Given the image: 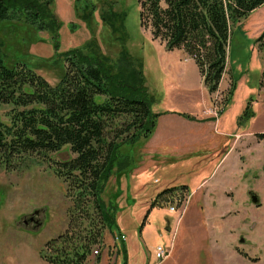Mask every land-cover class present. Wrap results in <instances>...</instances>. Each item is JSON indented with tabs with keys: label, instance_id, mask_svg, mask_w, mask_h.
<instances>
[{
	"label": "rangeland",
	"instance_id": "1",
	"mask_svg": "<svg viewBox=\"0 0 264 264\" xmlns=\"http://www.w3.org/2000/svg\"><path fill=\"white\" fill-rule=\"evenodd\" d=\"M53 10L61 25L58 47L52 33L39 32L24 20L0 21V43L9 66L26 64L55 85L64 74L68 51L91 47L106 55L117 70L128 65L122 57L126 52L129 67L140 72L155 101L154 112L210 116V124L196 119L189 128L161 118L151 144L180 147L168 153L150 158L152 138L122 148L134 168L121 184L115 176L110 179L104 200L112 198L118 204V223L127 235L130 260L264 264V140L258 136L264 133V48L257 44L264 32V5L232 27L226 73L214 94L183 48L169 51L165 41L154 39L151 30L142 27L139 0H54ZM115 13L125 14L124 29L117 33L107 21ZM114 26L120 28L119 22ZM233 81L236 89L227 105ZM12 109L0 108L2 122L10 124ZM206 153L212 154L207 167L206 160L197 159ZM223 153L224 161L211 163ZM50 157L67 161L75 155L65 147ZM184 184L189 188L182 206L170 197L175 203L154 209L141 232L152 191ZM250 193L259 196V206L252 204ZM70 206L67 185L39 156L23 159L13 170L0 166V264H48L42 250L67 230ZM118 233L106 230L102 245L94 247L86 264H124V238ZM172 244L170 256L157 260L158 246L169 249Z\"/></svg>",
	"mask_w": 264,
	"mask_h": 264
},
{
	"label": "trees",
	"instance_id": "2",
	"mask_svg": "<svg viewBox=\"0 0 264 264\" xmlns=\"http://www.w3.org/2000/svg\"><path fill=\"white\" fill-rule=\"evenodd\" d=\"M53 3L0 0V21L24 20L39 32L52 33L58 47L61 25ZM139 4L142 27L149 28L154 39L165 41L169 51L183 48L198 65L209 93L214 94L226 73L232 27L263 6L264 0H139ZM124 15L115 13L107 18L113 33L124 29ZM116 22L120 28L114 26ZM263 41L264 32L257 39L261 49ZM127 56L125 52L122 57L128 65L117 70L106 55L91 47L68 51L64 74L52 85L26 64L9 66L0 43V108L13 107L10 124L0 120V166L13 170L23 159L39 156L67 185L71 201L67 230L42 250L48 264H86L94 247L102 245L106 230L124 237V264H136L126 252L127 235L118 223V204L112 198L105 201L104 194L112 177L121 184L122 177L134 168L133 160L122 155V148L142 139L149 141L159 118L173 112L153 111L155 101L140 72L129 67ZM235 89L233 81L227 105ZM179 115L196 121L188 114ZM258 136L264 140V133ZM65 147L75 157L51 159L52 153ZM210 155L201 154L197 159L206 160L207 167ZM224 156L211 163L219 164ZM188 188L184 184L158 193L153 190L140 231L152 211L163 208L170 197H176L181 207ZM170 203L175 202L171 199Z\"/></svg>",
	"mask_w": 264,
	"mask_h": 264
},
{
	"label": "crops",
	"instance_id": "3",
	"mask_svg": "<svg viewBox=\"0 0 264 264\" xmlns=\"http://www.w3.org/2000/svg\"><path fill=\"white\" fill-rule=\"evenodd\" d=\"M178 111V110H177ZM174 111L173 113H170V114H167V115H163V116H161L160 117V119H159V122H158V126H157V129H156V131H155V134H154V136L152 137V139L150 140V146H151V155H149V157L151 158V157H153V156H157V154H164V153H168L167 151H169V150H173V149H177L179 146H173V145H170V144H167V145H165V144H161V143H158V145H155V146H153L152 144H151V142H154V140L156 139V136L158 135V132H159V130H158V128H159V125H160V123H161V118H166V117H168V118H171V120H172V124H174V125H176V126H183V127H192V125L193 124H196V122L195 121H191V120H188V119H186V118H184V117H182V116H180L179 115V113H183V114H188L187 112H181V111ZM205 111V110H204ZM206 114H208V112H206L205 113V115L203 116V117H201V118H199L198 116H193V115H191V116H193V117H195L197 120H199L200 122H199V124H210V122L209 121H207L208 120V118H210V116H208V115H206ZM189 115V114H188ZM203 120V121H202ZM210 120V119H209ZM188 132H190V131H188ZM192 138H190V140H191ZM180 148V147H179ZM191 152H189V154H190ZM186 154H188V153H186ZM185 155V154H184ZM226 158H224V160H225ZM223 160V161H224ZM151 162H154L155 163V161H153V160H151ZM130 264V263H129Z\"/></svg>",
	"mask_w": 264,
	"mask_h": 264
},
{
	"label": "built area",
	"instance_id": "4",
	"mask_svg": "<svg viewBox=\"0 0 264 264\" xmlns=\"http://www.w3.org/2000/svg\"><path fill=\"white\" fill-rule=\"evenodd\" d=\"M170 210L172 212H174V211H176V208L172 207ZM171 246H170L169 249H167V248H165L163 246H158V248L156 250V258H157V260H159L161 262L165 261L171 254V250L173 249V244ZM95 254H98V251H95Z\"/></svg>",
	"mask_w": 264,
	"mask_h": 264
},
{
	"label": "water",
	"instance_id": "5",
	"mask_svg": "<svg viewBox=\"0 0 264 264\" xmlns=\"http://www.w3.org/2000/svg\"><path fill=\"white\" fill-rule=\"evenodd\" d=\"M250 199L253 205L259 206L261 204L260 198L256 193H250Z\"/></svg>",
	"mask_w": 264,
	"mask_h": 264
}]
</instances>
